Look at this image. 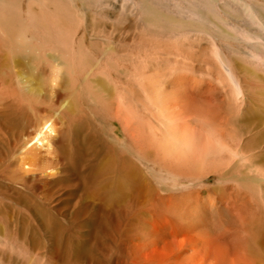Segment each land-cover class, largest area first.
Masks as SVG:
<instances>
[{"label":"bare ground","instance_id":"1","mask_svg":"<svg viewBox=\"0 0 264 264\" xmlns=\"http://www.w3.org/2000/svg\"><path fill=\"white\" fill-rule=\"evenodd\" d=\"M89 114L124 135L88 166L121 219L93 264H264V220L214 223L264 193V0H0V175L83 161L65 129Z\"/></svg>","mask_w":264,"mask_h":264},{"label":"rangeland","instance_id":"2","mask_svg":"<svg viewBox=\"0 0 264 264\" xmlns=\"http://www.w3.org/2000/svg\"><path fill=\"white\" fill-rule=\"evenodd\" d=\"M43 13L49 15L50 12L45 10ZM83 109L85 113L82 111L81 114H87L86 108ZM97 118L92 119L89 114L84 120L78 119L77 123L68 121L65 137L69 141H65V147L80 152L83 161H72L63 173L36 175V178L28 179L29 186L15 181L17 179L11 182L12 177L18 175L13 174L15 163L12 156L9 166L12 170L8 175L11 180L5 177L6 174L0 175V186L3 185L0 188L7 187L6 190L0 189L3 192H0V264H93L97 253L108 245L110 234L120 231L117 229L121 223L117 218V206L107 200L100 181L91 178L88 166L98 154L95 153L96 138L104 139L109 135L107 126H114L118 137L124 138V135L117 124L110 125L107 118ZM260 119L255 118L251 124L259 136L264 130V122ZM26 122L17 121L15 135L11 138H19ZM34 124L37 125L32 122L31 126ZM2 157L6 158L5 155ZM48 157L49 154L41 157L39 166L50 165ZM146 175L151 179L148 173ZM213 179L210 178L209 183H213ZM152 183L159 187L156 182ZM158 191L162 192L160 188ZM256 195L255 214L250 220L234 219L221 208L222 217L214 223L228 228V232H247L248 228L264 220V193ZM262 223L264 225V221ZM124 232L133 230L130 227V231Z\"/></svg>","mask_w":264,"mask_h":264}]
</instances>
